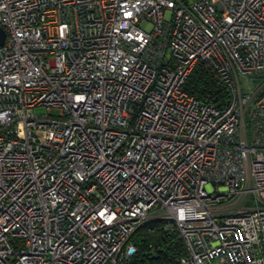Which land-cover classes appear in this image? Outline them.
<instances>
[{"label": "built area", "instance_id": "obj_1", "mask_svg": "<svg viewBox=\"0 0 264 264\" xmlns=\"http://www.w3.org/2000/svg\"><path fill=\"white\" fill-rule=\"evenodd\" d=\"M0 29V264H129L144 229L264 264V0H0Z\"/></svg>", "mask_w": 264, "mask_h": 264}, {"label": "trees", "instance_id": "obj_2", "mask_svg": "<svg viewBox=\"0 0 264 264\" xmlns=\"http://www.w3.org/2000/svg\"><path fill=\"white\" fill-rule=\"evenodd\" d=\"M186 90L193 96L209 97L217 106L224 104L226 91L217 85L214 72L203 65L198 66L188 77ZM142 245L129 264H173V256L181 252V245L173 237L165 235L160 229L145 233ZM156 234V235H155ZM151 243L150 253L147 245Z\"/></svg>", "mask_w": 264, "mask_h": 264}, {"label": "rangeland", "instance_id": "obj_3", "mask_svg": "<svg viewBox=\"0 0 264 264\" xmlns=\"http://www.w3.org/2000/svg\"><path fill=\"white\" fill-rule=\"evenodd\" d=\"M144 26H145V24L142 25V27H144ZM241 87H242L243 91L246 90V88H249L250 90H255V88L257 87V83H255V82H250V83L247 82L246 84H241ZM43 112H44L43 108H37L35 110L36 114H42ZM145 233H147V231ZM150 233H152V232H148V234H150Z\"/></svg>", "mask_w": 264, "mask_h": 264}, {"label": "water", "instance_id": "obj_4", "mask_svg": "<svg viewBox=\"0 0 264 264\" xmlns=\"http://www.w3.org/2000/svg\"><path fill=\"white\" fill-rule=\"evenodd\" d=\"M4 38H5L4 32L0 29V46L3 44Z\"/></svg>", "mask_w": 264, "mask_h": 264}]
</instances>
